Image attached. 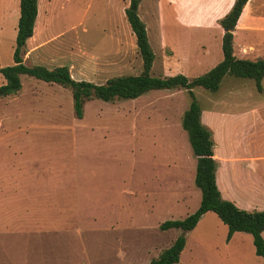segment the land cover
<instances>
[{
	"label": "rangeland",
	"instance_id": "1",
	"mask_svg": "<svg viewBox=\"0 0 264 264\" xmlns=\"http://www.w3.org/2000/svg\"><path fill=\"white\" fill-rule=\"evenodd\" d=\"M235 1L203 0L209 11L201 19L212 20L210 10L226 15ZM182 2L184 10L189 8V0ZM129 3L40 0L24 62L51 69L67 65L73 78L96 83L141 74L143 60L125 14ZM141 3L140 16L156 54L151 75L193 79L214 66L215 56L201 58V64L195 60L204 46L216 53L221 19L217 27L182 19L176 7L160 6L158 0ZM4 10L0 6V67L14 63L20 5L13 18L4 16ZM246 16L247 11L240 24ZM247 40L254 48L248 50ZM234 45L238 55L247 48L245 57H264V37L239 31ZM21 78L18 93L0 98V264H150L180 235L187 247L177 264H264L252 235L244 233L251 243L239 237L228 244L229 227L212 211L190 231L160 228L165 220L195 212L202 197L196 174L178 184L166 166L174 160L172 144L182 138V116L191 100L186 89H155L110 102L90 99L78 118L70 88L29 75ZM4 82L0 72V85ZM194 92L203 124L213 138L214 128L228 135L231 145L237 135L231 134L232 112H246L264 97L255 79L229 74L219 90L197 86ZM186 138L195 160L187 133ZM247 141L245 132L240 133L238 144ZM188 191L190 201L196 191L199 199L191 210H182L177 201Z\"/></svg>",
	"mask_w": 264,
	"mask_h": 264
},
{
	"label": "trees",
	"instance_id": "2",
	"mask_svg": "<svg viewBox=\"0 0 264 264\" xmlns=\"http://www.w3.org/2000/svg\"><path fill=\"white\" fill-rule=\"evenodd\" d=\"M142 0H130L126 8L127 20L136 36L138 51L143 60L141 74L119 75L109 78L105 83L73 78L67 65L48 68L45 65H27L24 51L28 40L34 36L39 12V0H20V17L17 27L14 63L0 67L5 82L0 85V98L18 93L22 88V75L54 82L70 88L73 95L74 110L78 118L84 115L85 103L90 99L106 102L116 99H136L155 89H186L191 97L189 107L182 116V126L186 130L193 152L197 157L195 183L202 192L198 209L184 219L165 220L160 228L168 230L180 228L184 231L196 227L201 217L208 211L215 212L228 225L231 238L236 231L253 235L258 255L264 259V210L248 211L231 200L224 199L217 183L218 163L214 157L215 141L212 131L202 122V108L196 99L194 88L202 86L210 91L220 88L223 78L229 74L234 77L255 79L258 88L263 90L264 57L257 59L240 58L235 54L234 37L238 21L248 0H236L232 9L220 20L224 29L222 50L224 58L206 73L189 79L185 74L168 77L151 75L156 58L148 36V28L140 17L139 6ZM186 245L185 235H180L174 243L153 258L150 264H176Z\"/></svg>",
	"mask_w": 264,
	"mask_h": 264
},
{
	"label": "crops",
	"instance_id": "3",
	"mask_svg": "<svg viewBox=\"0 0 264 264\" xmlns=\"http://www.w3.org/2000/svg\"><path fill=\"white\" fill-rule=\"evenodd\" d=\"M0 1H2L0 6H2L5 9L3 15L7 16L8 18L11 17L13 18V16L16 15L15 13L16 7L20 5V0H0ZM182 1L183 0H158V4L160 6L176 7L178 11L182 12L183 14L182 19H188V21H191L190 19L195 18L201 23L203 22L208 24H214L213 26L216 25L217 27H218V23H217L218 19L223 18V16L225 15V11H221L220 13L217 14V13H213L210 10L211 14H213L212 20L210 21L202 20L201 18L205 17L207 12L209 11V10L206 11V9L204 8L205 5L202 6L203 0H189V8H187L186 10H184V7H182L184 5V2ZM141 2H143V0ZM141 2L140 4H142ZM196 7H198V10L192 12ZM140 8L141 7L139 6V9ZM192 8L193 10H191ZM39 9H40V0H39ZM245 11H247L245 22L243 24H240ZM38 16H39V12H38ZM220 28L221 30L219 33L218 42H216V44H218L216 53H213L210 47H208V50H205V46H204L203 48L204 51L199 54L195 62L201 64V58H208L214 56L217 59L214 63H212V65L215 66V64L217 65L220 61H222V59L224 58V54L222 50L224 29L221 26V24H220ZM239 31H242L245 34V36L251 35L255 38L264 37V0H248L238 21L237 28L235 30L234 41L235 38H237ZM247 44H248V50L254 48V44L252 46L249 40H247L246 44L244 45L246 46ZM243 49L244 50L246 49V51L242 50L241 55L236 54V49H235V54L236 56L238 55L237 57L240 56V58L257 59V58L245 57V55H249V52L247 51V48H243ZM207 69L205 68L204 70ZM263 90H264V84H263ZM263 98H262L263 101L258 102L260 103V105L249 107L250 109H247L246 112H244V110H240L241 112L240 111L232 112L231 118L233 117L234 120L231 121L230 124L231 134L233 135L234 133H237L236 137L233 139L232 145L226 142L227 140L226 136L228 135L221 136V133L214 128L215 130L214 157L218 162V168H217L218 186L222 192V195L224 194L226 197H229L230 200H232L238 206L243 205L246 206L245 208H248L250 210H254V209L264 210V99ZM235 112H239V113L234 114ZM224 116L228 117L227 115H223V117ZM210 119H211L210 116H206L205 121L212 126V121H210ZM227 120L228 119H226V121ZM218 125L222 126V123L220 122ZM242 132H245L248 141L246 144L239 145L238 144L239 136L240 133ZM186 133L187 132L186 130H184V128L183 130L181 129L182 138H179L180 140H178V142L172 144V147L175 151L173 154L174 160L172 159L170 163H166V166L171 169L170 172H168V174H171L172 177H176L177 178L176 182L178 184L181 183L183 184L184 182H186L189 176L193 178V176L196 174L195 168L197 167V159H195L196 160L195 161L192 156L191 150L187 142ZM229 133L230 131L228 132V134ZM259 133H260L259 141L261 142H259L258 139L256 140V135ZM223 142H224V146H223L224 148L222 147ZM228 148H230V150H228ZM156 177H159V174L156 175ZM241 190L244 191V194H240ZM189 193L191 192L188 191L187 193L186 192L182 193L181 200L177 201L178 207L182 208V210L185 209L191 210L192 209L190 207L191 204L199 199V194L196 191L195 192L196 198L190 201ZM241 197H245L249 201L248 202L243 201L241 200ZM175 198L176 195L174 196V199ZM244 202H246L247 205H244L243 204ZM188 212L189 211H186V213ZM244 233H248V232L236 231L232 235V237L228 240L230 241L228 244L236 241V239H238L239 237H247V242L251 243L250 235L248 234V236H245L246 234ZM262 234L264 237V231ZM252 239H253V235H252ZM253 244H254V240H253ZM186 247L187 244L185 245V248ZM185 248L181 252L180 261L182 259V255H183L182 253L185 251ZM180 261L178 263H180Z\"/></svg>",
	"mask_w": 264,
	"mask_h": 264
}]
</instances>
